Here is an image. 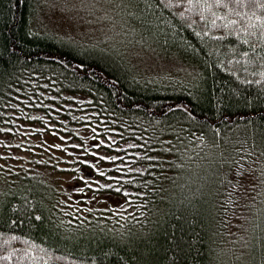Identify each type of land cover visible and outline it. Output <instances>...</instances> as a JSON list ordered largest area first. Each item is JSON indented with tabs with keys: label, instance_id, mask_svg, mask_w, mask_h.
<instances>
[{
	"label": "trees",
	"instance_id": "1",
	"mask_svg": "<svg viewBox=\"0 0 264 264\" xmlns=\"http://www.w3.org/2000/svg\"><path fill=\"white\" fill-rule=\"evenodd\" d=\"M107 1L176 71L0 0V264H264V0Z\"/></svg>",
	"mask_w": 264,
	"mask_h": 264
},
{
	"label": "rangeland",
	"instance_id": "2",
	"mask_svg": "<svg viewBox=\"0 0 264 264\" xmlns=\"http://www.w3.org/2000/svg\"><path fill=\"white\" fill-rule=\"evenodd\" d=\"M106 3H108L107 0H43L44 8H37L36 10V23L39 26L38 28L73 39L80 45L118 51L127 60H130L139 72L140 70L149 71V69L150 73L153 70H161L157 72L172 70L173 64L170 61L158 59V57L154 58L152 54L145 55L142 51L134 49L135 44L129 46L131 42V40H128L129 33L119 29L120 25L112 17L113 14L105 9ZM176 66L184 68L178 64ZM173 71L176 70L173 69L171 72ZM180 74L188 76L183 69ZM32 141L39 146L45 145V142L37 138ZM17 157L21 161L27 162L32 156L31 154L20 153ZM56 157V152L54 154L49 153L46 159L55 162L54 158ZM60 181L62 182L63 178H60ZM245 187L248 186L244 185ZM248 189L250 190L247 193L248 197L244 207V210L248 212L244 216V224L247 227L251 225V212L264 209V184L257 187H248ZM114 201L115 199H112L107 204L113 205Z\"/></svg>",
	"mask_w": 264,
	"mask_h": 264
},
{
	"label": "snow or ice",
	"instance_id": "3",
	"mask_svg": "<svg viewBox=\"0 0 264 264\" xmlns=\"http://www.w3.org/2000/svg\"><path fill=\"white\" fill-rule=\"evenodd\" d=\"M101 159H103V157H101ZM100 175H104V173H100ZM117 192H119L120 191V189L119 188H117V189H115Z\"/></svg>",
	"mask_w": 264,
	"mask_h": 264
}]
</instances>
